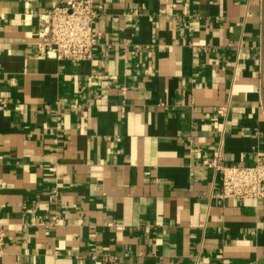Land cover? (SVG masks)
<instances>
[{"label": "crops", "instance_id": "0c3cea01", "mask_svg": "<svg viewBox=\"0 0 264 264\" xmlns=\"http://www.w3.org/2000/svg\"><path fill=\"white\" fill-rule=\"evenodd\" d=\"M57 1L0 0V264H264L204 165L264 155V0H93L83 63L39 53Z\"/></svg>", "mask_w": 264, "mask_h": 264}, {"label": "built area", "instance_id": "2783aa9c", "mask_svg": "<svg viewBox=\"0 0 264 264\" xmlns=\"http://www.w3.org/2000/svg\"><path fill=\"white\" fill-rule=\"evenodd\" d=\"M101 17L93 0H58L49 12L39 16L41 29L37 48L42 58L58 61L87 62L94 56L101 34L95 26ZM223 114L226 106L221 107ZM220 152L204 165L221 174L218 198L264 200V155L252 166H227ZM56 200V198H55ZM5 229L0 224V255L5 246Z\"/></svg>", "mask_w": 264, "mask_h": 264}]
</instances>
